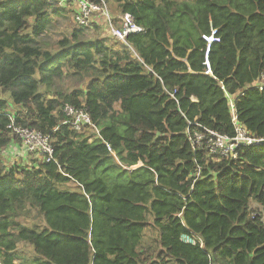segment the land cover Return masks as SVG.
Wrapping results in <instances>:
<instances>
[{
	"label": "trees",
	"instance_id": "16d2710c",
	"mask_svg": "<svg viewBox=\"0 0 264 264\" xmlns=\"http://www.w3.org/2000/svg\"><path fill=\"white\" fill-rule=\"evenodd\" d=\"M114 2L144 27L127 36L132 50L82 28L50 49L39 38L60 7L0 0V88L16 106L0 100V264H21L24 242L36 264H264V87L250 85L264 70V0ZM65 76L85 87L62 92ZM226 93L237 123L262 139L235 159L205 148L207 130L235 135ZM65 105L92 126L73 129ZM17 126L48 136L49 161L4 162L5 148L23 149ZM33 209L43 225L19 221ZM149 227L153 250L142 244ZM191 233L201 246L181 239Z\"/></svg>",
	"mask_w": 264,
	"mask_h": 264
},
{
	"label": "built area",
	"instance_id": "2783aa9c",
	"mask_svg": "<svg viewBox=\"0 0 264 264\" xmlns=\"http://www.w3.org/2000/svg\"><path fill=\"white\" fill-rule=\"evenodd\" d=\"M49 3L56 7H63L69 5L72 7V12L75 10L73 15V21L78 27L87 28L91 25V21L94 16H100L106 25V31L108 35H111L117 41H120L127 45L130 50L131 46L127 42L126 38L129 34L142 33L144 27L137 24L133 16L128 12H122L119 16V24L114 23L111 14L109 13L106 0H47ZM202 38L209 45L212 41L217 40L215 37V31L212 30L209 35L203 34ZM206 65V72L210 73V67L207 60L204 61ZM251 86L258 88L259 90L264 87V70L259 76L252 82ZM223 89V87L221 86ZM172 95V94H171ZM232 96V97H231ZM228 99V106L232 115V123L235 127V135L228 137L221 135L216 131L207 130V138L205 148L207 149L208 155L213 157L221 158H232L236 157V148L239 145H252L259 143L262 139L255 138L247 133L246 129L237 123L236 115L234 110V95L226 93ZM64 112L71 117H74L73 129L80 131L85 125H91L88 114L82 110L77 111L69 105H65L63 108ZM13 132L19 137L23 145V151L29 153H36L37 155L44 157L46 161L51 159L52 147L49 142V138L43 135L40 131L34 128L28 127H14ZM97 134V130L95 129ZM202 136V135H200ZM200 136H196L195 143L199 145ZM133 167V166H132ZM181 239L190 244H195L199 241V245L202 243L195 234H183Z\"/></svg>",
	"mask_w": 264,
	"mask_h": 264
},
{
	"label": "rangeland",
	"instance_id": "374dc122",
	"mask_svg": "<svg viewBox=\"0 0 264 264\" xmlns=\"http://www.w3.org/2000/svg\"><path fill=\"white\" fill-rule=\"evenodd\" d=\"M177 1H182V0H177ZM186 2L192 3V0H186ZM106 3L109 6L110 10L112 12H115L114 11V5H115L114 0H106ZM59 9H60L59 14L57 15L51 14L50 24L48 27H46L43 33V36L39 38L41 39V41H44L45 43H47L50 49H55V42L58 39H60L63 36L69 35L73 31L74 28L75 29L78 28L77 24L74 23L73 21L72 7L69 5H64L63 8H59ZM97 24L99 28H101L104 31L102 32V30L97 28L96 26L88 27L84 30V33H83L84 37L88 39L89 38L93 39L95 36L103 37V34L107 35L105 31L106 29L105 23L102 21H98ZM106 41L108 43H110L111 41L115 42L114 40L109 39V38ZM113 42L111 44L115 45L116 49L120 48V45H118L119 43L116 44L117 42L115 43ZM85 84H86V79L85 78L80 79L78 76L77 77L65 76L62 79L55 80L56 88L60 89L62 92H69L73 89H82L85 87ZM0 100H4L7 103L8 109L10 111L15 110L16 106L12 104L10 93L8 91L3 92L1 88H0ZM87 132L92 133L93 130L90 128L89 130H87ZM15 137L18 138L17 136ZM21 147L22 146L20 145V143L18 144L14 143L12 146L4 149V151L1 153V156L7 165L11 164L15 158H16L15 161H17L18 163L27 161L26 156H24L25 152L23 151V149H21ZM19 149H21L20 150L21 154L16 155L15 152L12 153V151L19 152ZM23 158L25 159L23 160ZM28 159H31V158H28ZM139 164L141 163L139 162L133 167ZM64 186L68 187L72 191L77 189L76 185L73 183H67ZM251 206H252V209H255L257 207L255 203H251ZM36 212H37L36 209L31 210V214L27 218L20 217L19 221L21 219V222L27 226L43 225L41 216H39ZM155 237H157V231L153 229L152 227H149L144 231L142 244L145 248L149 247L147 248V250H150V249L153 250L155 248L154 247L155 245H153L152 243V239ZM156 251L157 249L154 251H150L148 253L149 256L148 255L147 256L150 260L155 261L154 257H155ZM16 254L18 257L16 261L18 263L36 264L34 261H32V259L37 257V255L34 254L32 247L29 244L25 242L19 243L16 247Z\"/></svg>",
	"mask_w": 264,
	"mask_h": 264
},
{
	"label": "crops",
	"instance_id": "0c3cea01",
	"mask_svg": "<svg viewBox=\"0 0 264 264\" xmlns=\"http://www.w3.org/2000/svg\"><path fill=\"white\" fill-rule=\"evenodd\" d=\"M108 6V5H107ZM60 8H63V7H60ZM108 10H109V13L111 14V16H112V18H113V21H114V23H116V25H118L119 24V19H118V16L122 13V12H120V11H118V10H114L115 12H112L111 10H110V8H109V6H108ZM118 11V12H117ZM73 15H74V13H75V10H73ZM98 21H102V22H104V20L100 17V16H94V18H93V20L91 21V25L89 26V27H92V26H96L97 28H99V26H98V24H97V22ZM78 27V26H77ZM78 28H82V29H86V28H83V27H78ZM88 28V27H87ZM99 29H101V28H99ZM107 29V28H106ZM106 29H105V31H106ZM102 30V29H101ZM104 30H102V32H103ZM106 34H107V31H106ZM105 34H103V36H104ZM107 36H108V34H107ZM252 84V83H251ZM250 84V85H251ZM21 149H22V147H21ZM21 149H19V152H16V151H12V153H14L15 152V154L16 155H19V154H21L20 153V150Z\"/></svg>",
	"mask_w": 264,
	"mask_h": 264
}]
</instances>
